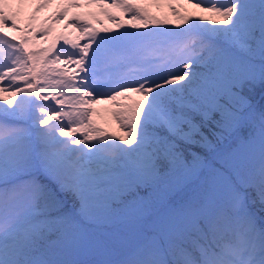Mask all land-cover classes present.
Wrapping results in <instances>:
<instances>
[{
  "label": "snow or ice",
  "instance_id": "obj_1",
  "mask_svg": "<svg viewBox=\"0 0 264 264\" xmlns=\"http://www.w3.org/2000/svg\"><path fill=\"white\" fill-rule=\"evenodd\" d=\"M56 2L0 0V264H264V0Z\"/></svg>",
  "mask_w": 264,
  "mask_h": 264
},
{
  "label": "rangeland",
  "instance_id": "obj_2",
  "mask_svg": "<svg viewBox=\"0 0 264 264\" xmlns=\"http://www.w3.org/2000/svg\"><path fill=\"white\" fill-rule=\"evenodd\" d=\"M137 2H142V0H137ZM59 6H60L59 0H57L56 3H53L48 9L42 11L39 15L41 17L49 16V15H51V13L56 11ZM149 10L158 16L161 15V10H159L153 6L149 5ZM187 10L190 12L198 11L196 9H191V8H188ZM26 11L30 12L31 8L26 9ZM72 11L76 12L75 9H73ZM89 12L98 13V9L95 8V6H91V7H81V10H77V13H81V14H85V13H89ZM101 19L103 20V25H96L97 27H101L104 25H106L108 27H114V25L111 22L104 19L102 16H101ZM54 27H55V31L57 34L63 32V33H70L71 35H74V33H72L70 29H65L61 24H57ZM95 107L99 112V115L97 117H95L97 122L104 124V126L107 127L109 131H117L118 132L119 130L116 128L115 122H113L111 120L110 116H108L107 112L105 111L106 109L110 108L111 105L98 104V105H95ZM105 121L107 123H105Z\"/></svg>",
  "mask_w": 264,
  "mask_h": 264
}]
</instances>
